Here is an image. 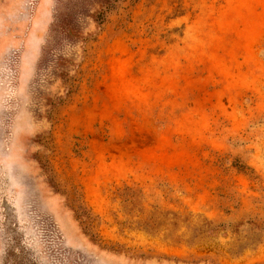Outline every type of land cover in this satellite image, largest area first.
<instances>
[{
  "label": "rangeland",
  "instance_id": "rangeland-1",
  "mask_svg": "<svg viewBox=\"0 0 264 264\" xmlns=\"http://www.w3.org/2000/svg\"><path fill=\"white\" fill-rule=\"evenodd\" d=\"M0 264H264V0H0Z\"/></svg>",
  "mask_w": 264,
  "mask_h": 264
}]
</instances>
